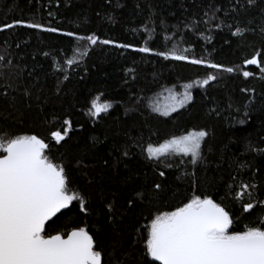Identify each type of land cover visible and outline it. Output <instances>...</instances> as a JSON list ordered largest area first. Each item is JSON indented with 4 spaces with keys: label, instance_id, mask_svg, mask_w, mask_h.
<instances>
[{
    "label": "trees",
    "instance_id": "trees-1",
    "mask_svg": "<svg viewBox=\"0 0 264 264\" xmlns=\"http://www.w3.org/2000/svg\"><path fill=\"white\" fill-rule=\"evenodd\" d=\"M5 24L14 27L0 30V133L42 137L88 209L75 200L46 233L84 224L103 264H159L146 255L152 219L194 195L225 207L229 232L264 226V0H0ZM186 91L167 114L153 104ZM97 95L111 107L92 118ZM201 130L196 163L148 158L149 144Z\"/></svg>",
    "mask_w": 264,
    "mask_h": 264
},
{
    "label": "snow or ice",
    "instance_id": "snow-or-ice-1",
    "mask_svg": "<svg viewBox=\"0 0 264 264\" xmlns=\"http://www.w3.org/2000/svg\"><path fill=\"white\" fill-rule=\"evenodd\" d=\"M19 23L21 21L14 22ZM14 24H5L0 30L12 28ZM27 27L40 28L41 25L30 23ZM46 30L56 31L52 28ZM87 40L95 44L98 38L93 35ZM100 42L110 43L108 40ZM139 51L148 52L150 49L145 47ZM86 54L85 51L80 55ZM157 55H163L165 59L169 57L165 53ZM170 55L175 60L187 59L176 52ZM66 63L71 65L73 61L69 59ZM191 63L201 64L203 61L192 60ZM246 63L255 65L258 60L253 56ZM208 67L221 68L211 63ZM223 70L234 71L233 68ZM243 75L248 77L251 73L245 71ZM215 79V75L209 74L200 84L203 86ZM191 98L187 91L178 101L173 96L176 103L171 110ZM98 99L92 101V116H98L111 107L110 103L99 104ZM64 124L70 127L69 120H65ZM67 132L65 128L64 135ZM51 135L57 143L64 139L60 131ZM206 135L203 130L191 131L159 147L149 144L145 151L149 159L182 153L184 156L191 155V162L196 163L201 158V141ZM47 147L36 135L0 140V264H101L102 253L95 250L93 237L85 228L74 226L65 233L44 234L46 222L73 200L80 201L82 212L88 211L83 199L70 193L64 167L45 155ZM254 187L241 185L243 192ZM241 195L237 193L238 197ZM260 203L264 204V201ZM251 209V202L243 205L245 212ZM232 223L225 207L208 196L201 198L194 195L183 206L162 212L152 219L148 227L146 255L159 264H264V226H249L243 231L229 232Z\"/></svg>",
    "mask_w": 264,
    "mask_h": 264
},
{
    "label": "rangeland",
    "instance_id": "rangeland-1",
    "mask_svg": "<svg viewBox=\"0 0 264 264\" xmlns=\"http://www.w3.org/2000/svg\"><path fill=\"white\" fill-rule=\"evenodd\" d=\"M262 70H264V68H263ZM97 98H99L97 102H98L99 104H101V105H103V104H105V103H108L105 99H103V97H102L101 95H97V96H95V97L92 99V101H93L94 99H97ZM92 101H91V104H92ZM175 103H176V102H174L173 97H168V96H166V97L162 96V97H159V98L157 97V98L153 101V104H154L157 108H159L160 111H163V112H168L169 107L173 106ZM90 109H91V105H90V107H89V109H88V111H87V115L93 118V117H98V116H100L101 114H102V115L107 114V113L109 112V110H110V107L108 108V110H107L106 112H101L98 116H92V115L90 114ZM186 134H187V133H186ZM186 134H183V135H186ZM11 136H13V135L0 133V140H2V139H9ZM180 136H182V135H180ZM180 136H177V137H180ZM171 139H172V138H171ZM171 139H169V140H171ZM169 140H165V141H163L161 144H164L166 141H169ZM161 144L156 145V146H154V147H159ZM146 153H147V152H146ZM181 154H182V153H181ZM45 155H47L50 159H52L53 162L58 163V162H57L55 159H53V158L51 157V155L48 154L47 152H45ZM167 155L172 156V155H177V153H169V154H167ZM190 156H191V155H190ZM72 191H73V190H72Z\"/></svg>",
    "mask_w": 264,
    "mask_h": 264
},
{
    "label": "water",
    "instance_id": "water-1",
    "mask_svg": "<svg viewBox=\"0 0 264 264\" xmlns=\"http://www.w3.org/2000/svg\"><path fill=\"white\" fill-rule=\"evenodd\" d=\"M22 135H29V136H30V135H36L38 138L42 139V137H40L39 135H37V134H35V133H21V134L13 135V136H11L9 139H11V138H15L16 136H22ZM42 140L44 141V139H42ZM44 142L48 145V143H47L46 141H44ZM47 149H48V147L45 149V152L47 151ZM54 163H55V162H54ZM56 164L62 166L60 163H56ZM62 167H63V166H62ZM68 186H69V185H68ZM69 190H70V193H74V192L70 189V187H69ZM74 201H75V200H73V201L68 205V207H69ZM68 207H66V208H64V209H61L60 212L66 210ZM60 212H59V213H60ZM59 213H57V214H59ZM57 214H56V215H57ZM54 217H55V216H54ZM54 217H52V219H53ZM52 219H51V220H52ZM51 220H50V221H51ZM48 222H49V221H48ZM48 222H46V225H47ZM46 225H45V229H46ZM77 226L85 228L86 231H88L89 235L92 236L91 233L89 232L88 228H87L84 224H80V225H77ZM73 227H74V226H73ZM73 227H70V228L65 229V230H62V231L52 232V233H46V232H45L44 234L47 236V235H56V234H58V233H65V232L71 231ZM93 241H94V239H93ZM94 248H95V250H97L96 247H95V242H94ZM97 251H99V250H97ZM101 264H103V263H102V260H101Z\"/></svg>",
    "mask_w": 264,
    "mask_h": 264
}]
</instances>
